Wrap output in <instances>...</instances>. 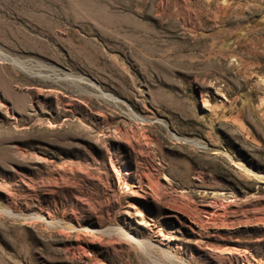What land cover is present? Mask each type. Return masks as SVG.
Returning a JSON list of instances; mask_svg holds the SVG:
<instances>
[{
    "label": "rangeland",
    "instance_id": "obj_1",
    "mask_svg": "<svg viewBox=\"0 0 264 264\" xmlns=\"http://www.w3.org/2000/svg\"><path fill=\"white\" fill-rule=\"evenodd\" d=\"M0 264H264V0H0Z\"/></svg>",
    "mask_w": 264,
    "mask_h": 264
}]
</instances>
